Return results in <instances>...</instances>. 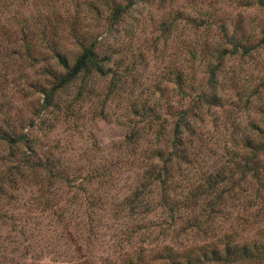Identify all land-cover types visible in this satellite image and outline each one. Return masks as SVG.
<instances>
[{
	"label": "clouds",
	"instance_id": "9594fccd",
	"mask_svg": "<svg viewBox=\"0 0 264 264\" xmlns=\"http://www.w3.org/2000/svg\"><path fill=\"white\" fill-rule=\"evenodd\" d=\"M247 2L254 6L237 7L236 0H197L193 8L188 0H168L165 8L172 16L180 12L202 24L195 28L177 20L175 26L177 37L189 41L197 51L204 41L211 45V54L202 63L199 55L196 60L186 53L161 59L152 51L155 37L148 17L160 13L141 0L131 7L130 0H37L36 8L31 0L26 6L21 0H0V27L18 35L16 21H21L28 39L38 33V22L47 23L51 10L61 18L49 35L53 50L49 51L48 42L38 39L39 63L14 57L16 66L7 74L8 84L0 89V96L11 105L7 124L8 117L0 112V134L16 141L17 157L10 155L7 141H0V187L15 197L14 207L6 197L0 198V212L15 217L18 231L24 232L23 237L17 234L13 244L6 240L9 230L0 227V264H137L138 256L139 264H264V219L253 220L256 209L249 210V205L257 203L256 182L250 174L241 180L237 172L218 185V190H229L224 196L226 203L217 204L218 215L207 210L213 197L184 207L190 186L200 183V172L215 173L227 163V152L235 154L234 164L228 165L232 171H236L235 163L251 167L247 161L252 160L264 175V88L256 91L264 80V8L255 6L256 0ZM89 4H95L98 12ZM115 9L127 13H115ZM5 47L23 49L22 44ZM219 51L228 53L222 65ZM89 52L93 55L84 59ZM133 56L135 68L130 63ZM74 61L87 66V75ZM212 69L220 70L213 73ZM3 71L0 64V74ZM114 75L124 76L127 83L121 81L110 93ZM177 75L186 82V97L175 83ZM57 81L63 90L53 106H48L44 93H52ZM29 82L33 88L28 87ZM192 86L195 92L190 91ZM36 88L43 91L36 92ZM109 95L111 99H106ZM37 101L34 112L31 106ZM69 107L78 117L80 134L67 130L72 124L64 119ZM134 110L141 115L154 111L160 119L142 120L133 115ZM179 112L186 114L182 122L176 115ZM133 134L138 153L150 157L140 174L152 169L163 175L166 170L173 179L167 186L150 181L152 195L138 202V211L144 214L118 220L111 211L124 209L125 197L131 192L121 190L126 185L136 187L135 178L118 177L115 190L106 194L94 183L77 179L76 169L102 166L104 158L110 159L115 148L127 146V136ZM93 138L94 148L89 142ZM245 139L251 147H244ZM25 158L40 167H28L21 162ZM34 176L41 187L49 182L55 185L53 176L70 181V187L56 185L61 189L57 199L71 200L68 193L77 190L71 205L53 209V213L64 215L63 223L41 206ZM99 197L111 208L86 206L87 199ZM169 207L179 208L175 223ZM88 216L95 221L94 234L87 231ZM252 257L255 260L249 259Z\"/></svg>",
	"mask_w": 264,
	"mask_h": 264
},
{
	"label": "rangeland",
	"instance_id": "374dc122",
	"mask_svg": "<svg viewBox=\"0 0 264 264\" xmlns=\"http://www.w3.org/2000/svg\"><path fill=\"white\" fill-rule=\"evenodd\" d=\"M136 0H130V5L131 7L132 3H135ZM143 4H146L149 8L155 6L157 11L160 13L159 16L155 15H149L148 17V24L150 25L151 28V33L155 37V39L152 41V51L154 53L159 54V57L161 59L167 58L169 54L179 56L181 54L186 53L188 57H191L193 60L197 59V55H199V58L201 62L203 63L204 61L207 60L208 56L211 54L210 53V48L211 45L207 42L204 41L202 45L198 46V51L196 47L190 46V42L186 40H181L179 37L176 35L175 31V26H176V21L177 20H182L186 21L188 24H191L195 28H199L202 26V24L198 23L197 21L193 20L191 17H186L183 13L177 12L175 16H172L170 13L166 11V4L168 0H141ZM22 6H26L29 3V0H21ZM188 3L190 6L193 8L196 7L197 5V0H188ZM237 7H252L254 5L250 4L247 2V0H236ZM31 4L33 8L37 7V0H31ZM90 8L98 12V9L96 8L95 4H89L88 5ZM259 6L260 8H264V0H256V5ZM74 7H79V3H74ZM139 11V9H138ZM127 10L124 9L122 14H126ZM99 14V13H98ZM141 15H143V12H140ZM135 20V17H133ZM137 24L140 23L139 20H135ZM39 23V30L38 33L34 32L32 33L31 39H28L25 37V29L22 25L21 21H16V27L18 30V35L9 30L8 28L0 27V64L3 65V73L0 74V79H2V83H0V89L5 87L8 84V78L7 74L11 70V68L16 66V61L13 60L14 57H19L20 61H23L25 63L31 62L33 65L39 63L38 59V49L36 47V42L38 39L43 40L45 42H48L49 45V51H52V45L49 40V35L50 33L55 31V28L61 23V18L59 16V13L56 10H51V15L47 18V23L44 24L42 22ZM206 23V21H205ZM15 37V39H14ZM72 39L75 40L76 36L73 33L72 34ZM231 43V41H229ZM264 43V41H262ZM5 44L7 45H12V44H22L23 49L22 52L21 50H11L8 47H5ZM234 51L237 50L235 48V45L233 46ZM247 49H245V54H247ZM218 54V53H217ZM228 53L225 51L221 56L219 55V61L222 65L223 58L227 55ZM61 65H64L67 67V65L64 64L63 59L60 57H57ZM132 64L133 68L136 66V57L133 56L132 60L130 61ZM139 64L141 67H143V61H139ZM220 69H214V73L216 71H219ZM168 71L171 73L172 69L169 68ZM47 76H52L51 72H46L44 73ZM85 75H87V69L85 70ZM128 75V70L125 69V76ZM55 79V77H53ZM124 81V83H127L125 80L124 76H115L112 81V84L110 85V93L114 92L118 86H120V82ZM133 83H135V80H133ZM177 87L180 90V94L183 97L187 96V92L185 91V81H183L181 75H177L176 81H175ZM19 88V85H17ZM28 87L33 88L34 85L29 82ZM260 88H264V80H261L256 91L258 92ZM63 90V85H59L58 81L56 82V85H54V91L52 92V97H51V104H47L48 106H53V100L54 98H59V93ZM158 91L160 90L159 88L157 89ZM195 86H192L190 88L191 92H195ZM36 92L43 91V89L36 88ZM48 92L45 91V96ZM20 94L22 96H25L23 93V90L20 89ZM161 95H165V93H161ZM237 95H240V93H237ZM26 98V96H25ZM106 99H111V95L106 97ZM39 102H35L34 105H32V109L35 112L36 110V104ZM222 106V105H219ZM5 109L7 111L5 112ZM59 111V109H57ZM0 112H4L6 117L8 119L5 120V123H8V120L11 119L10 113H11V105L7 101L6 97L0 96ZM182 112L176 113V115L181 114ZM169 114L171 115V111H169ZM133 115L140 116L142 120H148L150 117L154 118L155 120L159 121L160 116L156 114L154 111H146L141 115L140 112L133 111ZM65 122L67 121H72V124L70 127L67 129L68 131L71 132H76L77 134L79 133L80 125L76 122L78 120L77 115L71 110V107L66 112V115L64 117ZM11 127V125H9ZM255 127V126H254ZM259 130V129H257ZM264 135V132L261 133ZM0 141H7V140H2ZM246 141V139H245ZM244 141V142H245ZM93 148L95 147V139H91L89 141ZM234 143H240L239 141H233ZM243 142V143H244ZM8 147L10 149V155H12L13 159H17L15 156V150L13 148V145L15 144L12 142L7 141ZM209 152L211 155L215 156L216 152L209 149ZM228 155V160L227 163L224 165L223 171L224 173V178L219 184L224 183L225 181H228L230 176L235 177L236 172L232 171L231 169L228 168L229 164H232V161H234V155L231 152H227ZM147 153L140 154L137 151V143L135 138L132 141H129L127 146H120L115 148L114 153L111 155V158H104V163L100 167H91V168H85L83 166H80L76 169V178L77 179H84L88 183H94L99 189H103L106 194L110 193L111 191H114L116 188V183H117V178L118 177H123V176H128L129 179H132L133 177L135 178V184L136 187L134 188H127V185L125 186V189H122L121 191H130L131 196L130 197H125L126 204L124 209L121 210H116L113 209L111 211V215L115 219H131L133 216H141L144 213L138 211V202L142 203L143 198L146 196H151L152 192L150 191V181H151V175H144L140 174L141 166L144 164L145 161H147L149 158L147 157ZM47 159V156L45 157ZM180 160V159H178ZM22 163L27 164L28 167L32 169H36L40 167V165L31 163L28 158H25ZM185 164H188V160L183 161ZM86 163L91 164V160H86ZM219 169V168H218ZM9 171H12V169H9ZM232 172V173H231ZM260 172V170H259ZM208 172H200L199 174V184H192L188 190L187 196L190 197V190L193 187H199L197 188L198 191V196H196V201L199 202L205 197H211L214 196L215 193L212 190V193L207 194L205 192V187H204V182L203 179L206 176ZM234 173V175H233ZM232 174V175H231ZM49 176H52V173L49 171L48 172ZM150 176V177H148ZM241 176V180H245L244 176ZM248 175H246L247 177ZM168 182L173 179V176L169 177ZM52 179L56 181V184H52L49 182V185L47 187H41L40 183L35 180V176L33 178V183L36 184V187L38 188V195L40 197L41 201V206L49 213H53V209L60 207L61 205H71L73 201H75L76 198V189L72 188L71 191L68 193L69 196L72 197L71 200H65L63 197L57 199V196L59 195L61 189L57 188L56 185H64V186H71V182L67 181L64 179L62 176H53ZM255 180V179H254ZM256 182V187H255V196L257 203L249 205V210L251 209H256L255 214L253 215L252 219L256 221H260L264 219V175H261L259 179L255 180ZM9 184L15 187L13 185L12 181L9 180ZM203 185V186H202ZM217 185V186H218ZM167 186V185H166ZM55 189V190H54ZM218 190V189H217ZM82 194L87 195V193H84L83 190ZM228 189H222L219 190V192L222 193V198L217 199L213 198L212 200H209L208 203L213 202L215 200V203L213 204V207H208V211H210L213 215H218L219 213L216 212V207L217 204H224L226 201L224 200V196L228 193ZM7 198V201L10 205H12V202L15 200V197L10 194L9 192H6L2 187H0V198ZM188 203L184 205V207H188L191 205L193 202H190V199L187 200ZM14 207V205H12ZM86 206L88 208H93V209H99L102 210L106 206L111 208V205H105L104 203V197H99V198H92V199H87L86 200ZM169 210V208L167 209ZM169 212V211H168ZM179 212V209L176 210L175 216L172 218L173 223L176 222V216L177 213ZM56 216V219L58 222L63 223L64 222V215L62 213L57 214L53 213ZM88 233L89 234H94V228L92 225L95 223L94 219L92 216H88ZM0 227L8 229L10 234L6 238L7 241H10L11 243L15 244L16 236L17 234L19 237L24 236L23 230L18 231L17 227V220L15 217L10 216L7 211L0 212ZM190 227H197V225H190ZM69 238L72 239L73 245L76 244V240L72 238L71 233H69ZM0 247H3V245H0ZM163 258V257H162ZM250 260H255V258H249ZM137 264H139V256L137 257Z\"/></svg>",
	"mask_w": 264,
	"mask_h": 264
},
{
	"label": "trees",
	"instance_id": "16d2710c",
	"mask_svg": "<svg viewBox=\"0 0 264 264\" xmlns=\"http://www.w3.org/2000/svg\"><path fill=\"white\" fill-rule=\"evenodd\" d=\"M123 11H124V9H115L114 10V12L115 13H119V14H122L123 13ZM235 48H236V46H235ZM223 53H225V51H219L218 52V57H219V55L221 56ZM93 54L91 53V52H89V53H87L86 54V57L84 58V59H87V57L88 56H92ZM74 63L76 64V67L79 69V68H83L84 70H86L87 69V66L85 65V64H83L82 62H80V61H74ZM212 71H213V73H214V69H212ZM72 75H75V73H71ZM215 78V75L213 76V79ZM58 83H59V85H63L60 81H58ZM46 99H45V104L47 105V104H51V97H52V93H47L46 94ZM200 99H206L205 97H200ZM186 114L185 113H181V114H179L178 116H180L181 117V121L180 122H182L183 121V117L185 116ZM134 136H135V134H133V135H129V136H127V140H128V142L129 141H132L133 139H134ZM0 139H2V140H7V141H9V142H12V143H16V141L15 140H13V139H10L9 137H7V136H5V135H3V134H0ZM175 146V145H174ZM244 147H246V148H248V147H251V144L246 140L245 142H244ZM257 149H253V151H256ZM149 159H150V157H149V155L147 156ZM177 159H182V157L180 156V155H177ZM247 163L248 164H251L252 166L251 167H247V166H245V167H241V165L240 164H238V163H235V169H236V173L237 172H239L240 173V175H242V176H244V179H247V177H246V175H251L252 176V178L253 179H255V180H257V179H259V177L261 176V173L259 172V169L257 168V166H256V164L255 163H253V161L252 160H249V161H247ZM232 164H234V161H232ZM166 168H167V162H166V166H165ZM224 166H222L221 168H219V169H217L216 171H215V173H207L206 174V176L204 177V179H203V182H204V187H205V192L207 193V194H209V193H212V190H213V192L215 193V195L214 196H211V197H213V198H217L218 200L219 199H221L222 198V193L221 192H219V190H217L218 189V182H220L221 180H223V178H224V171H223V168ZM18 170V169H17ZM232 173V172H231ZM144 175H151L152 177H151V181L153 180V179H155V180H157V181H159V183L161 184V185H164V186H166L167 184H168V179H170L169 177H171L172 175L168 172V171H164L163 172V175H160V174H157V173H154L153 172V170L152 169H146L145 171H144ZM232 175V174H231ZM233 175H234V173H233ZM148 177H150V176H148ZM202 185V186H203ZM199 187V185H197V187H193V188H191V190H190V192H189V194H190V197H188V196H186L185 197V201H187L188 199H190V202H195L196 200V196H198V191H197V188ZM195 200V201H194ZM188 203V202H187ZM215 203V200H213V202H211V203H208L207 204V210H208V207L210 208V207H213V204ZM177 209H179L178 207H169V216L171 217V218H173L174 216H175V212H176V210ZM221 243H223V241H221ZM252 258H255V257H252Z\"/></svg>",
	"mask_w": 264,
	"mask_h": 264
}]
</instances>
